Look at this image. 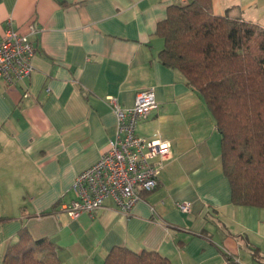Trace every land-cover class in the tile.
<instances>
[{
	"label": "crops",
	"instance_id": "0c3cea01",
	"mask_svg": "<svg viewBox=\"0 0 264 264\" xmlns=\"http://www.w3.org/2000/svg\"><path fill=\"white\" fill-rule=\"evenodd\" d=\"M192 1V0H190ZM216 15L264 27V0H193ZM180 0H0L6 22L36 45L26 78L0 82V261L25 226L47 236L62 264H103L113 245L150 249L170 264H264V207L233 204L220 134L205 101L162 65L156 24ZM152 88L158 108L136 132L170 142L158 186L128 213L112 199L68 217L75 176L114 136L105 97L128 106ZM189 201L188 211L178 202ZM47 213L38 215L39 212Z\"/></svg>",
	"mask_w": 264,
	"mask_h": 264
},
{
	"label": "trees",
	"instance_id": "16d2710c",
	"mask_svg": "<svg viewBox=\"0 0 264 264\" xmlns=\"http://www.w3.org/2000/svg\"><path fill=\"white\" fill-rule=\"evenodd\" d=\"M155 33L163 41L160 63L179 71L214 117L231 202L264 207V27L187 0L168 6ZM9 218L0 216V224ZM0 264L62 263L49 237H34L23 225ZM103 264L170 261L154 250L113 245Z\"/></svg>",
	"mask_w": 264,
	"mask_h": 264
},
{
	"label": "built area",
	"instance_id": "2783aa9c",
	"mask_svg": "<svg viewBox=\"0 0 264 264\" xmlns=\"http://www.w3.org/2000/svg\"><path fill=\"white\" fill-rule=\"evenodd\" d=\"M35 32L33 23H28L27 32L22 33L9 20L6 22L0 34V82L11 84L28 76L36 51L29 36ZM105 100L115 113L114 136L107 141L99 158L75 176L69 188L71 197L59 205L70 218L82 213L91 215L106 199H112L119 211L128 213L143 192L158 186L160 170L171 155L168 141L136 132L138 123L158 108L152 88L137 91L134 102L128 106L121 105L112 95ZM177 205L184 212L190 208L189 201ZM230 262L235 264L232 258Z\"/></svg>",
	"mask_w": 264,
	"mask_h": 264
},
{
	"label": "rangeland",
	"instance_id": "374dc122",
	"mask_svg": "<svg viewBox=\"0 0 264 264\" xmlns=\"http://www.w3.org/2000/svg\"><path fill=\"white\" fill-rule=\"evenodd\" d=\"M156 138H158V137H156ZM159 139H161V138H159ZM162 140H165V141H168V140H166V139H162ZM169 142V141H168ZM170 143V142H169ZM68 216V215H67ZM69 217V216H68ZM72 218V217H71ZM77 218V217H76Z\"/></svg>",
	"mask_w": 264,
	"mask_h": 264
}]
</instances>
